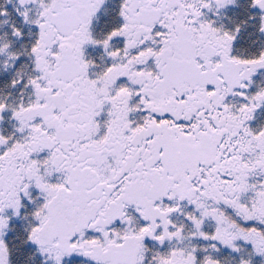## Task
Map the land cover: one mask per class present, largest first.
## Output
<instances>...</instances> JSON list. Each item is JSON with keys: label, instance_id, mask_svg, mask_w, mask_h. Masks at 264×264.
Returning a JSON list of instances; mask_svg holds the SVG:
<instances>
[{"label": "snow or ice", "instance_id": "1", "mask_svg": "<svg viewBox=\"0 0 264 264\" xmlns=\"http://www.w3.org/2000/svg\"><path fill=\"white\" fill-rule=\"evenodd\" d=\"M0 264H264V0H0Z\"/></svg>", "mask_w": 264, "mask_h": 264}]
</instances>
